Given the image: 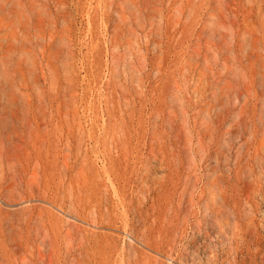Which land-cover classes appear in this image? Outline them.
<instances>
[{
    "label": "rangeland",
    "instance_id": "obj_1",
    "mask_svg": "<svg viewBox=\"0 0 264 264\" xmlns=\"http://www.w3.org/2000/svg\"><path fill=\"white\" fill-rule=\"evenodd\" d=\"M0 264H264V0H0Z\"/></svg>",
    "mask_w": 264,
    "mask_h": 264
}]
</instances>
